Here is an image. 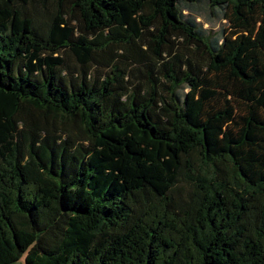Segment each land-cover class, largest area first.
Listing matches in <instances>:
<instances>
[{
    "label": "trees",
    "instance_id": "16d2710c",
    "mask_svg": "<svg viewBox=\"0 0 264 264\" xmlns=\"http://www.w3.org/2000/svg\"><path fill=\"white\" fill-rule=\"evenodd\" d=\"M22 256L264 264V0H0V264Z\"/></svg>",
    "mask_w": 264,
    "mask_h": 264
},
{
    "label": "rangeland",
    "instance_id": "374dc122",
    "mask_svg": "<svg viewBox=\"0 0 264 264\" xmlns=\"http://www.w3.org/2000/svg\"><path fill=\"white\" fill-rule=\"evenodd\" d=\"M197 20L200 22H204L203 26L212 31H218V29L221 28L224 23V20H219L216 17L208 16V14L206 13H201ZM12 264H24V256H22L19 260L15 261Z\"/></svg>",
    "mask_w": 264,
    "mask_h": 264
}]
</instances>
